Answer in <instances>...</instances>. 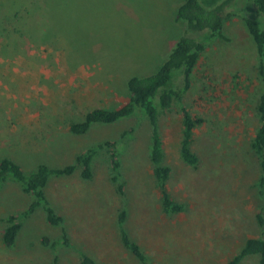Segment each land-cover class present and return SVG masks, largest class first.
I'll return each instance as SVG.
<instances>
[{
	"label": "rangeland",
	"instance_id": "rangeland-1",
	"mask_svg": "<svg viewBox=\"0 0 264 264\" xmlns=\"http://www.w3.org/2000/svg\"><path fill=\"white\" fill-rule=\"evenodd\" d=\"M184 0H0V160L31 174L44 164L63 169L77 155L118 141L125 195L112 180L107 150L94 158V176L78 170L52 177L46 194L65 219L73 248L45 246L62 237L42 207L23 221L14 248L2 243L4 220L33 201L18 183L0 189V264H80L85 253L99 264H140L121 243L118 215L153 264H224L251 238L264 239V191L259 158L250 148L256 106L264 92L255 44L243 16L258 18L247 0L226 22L228 42L210 46L195 70L184 105L204 122L195 130L197 168L180 157L182 112L162 111L159 130L168 189L185 211L165 215L149 160L151 130L138 113L112 125L95 124L74 135L70 124L95 109L116 110L129 102L130 76L161 66L185 35L176 21ZM212 2L214 0H208ZM175 86L182 76L174 72ZM136 124L139 127L135 126ZM135 127L132 135L120 139ZM241 264H258L257 257Z\"/></svg>",
	"mask_w": 264,
	"mask_h": 264
},
{
	"label": "trees",
	"instance_id": "trees-1",
	"mask_svg": "<svg viewBox=\"0 0 264 264\" xmlns=\"http://www.w3.org/2000/svg\"><path fill=\"white\" fill-rule=\"evenodd\" d=\"M249 7L258 18L244 15L246 30L255 44L257 56V73L264 84V0H247ZM241 0H184L177 8L176 21L183 24L185 35L181 37L172 50L165 56L159 69L150 75L130 76L126 83L129 102L116 110L95 109L88 112L82 122L71 123L70 132L74 135H86L95 124L112 125L121 120H130L140 113L147 121L150 130L149 160L153 167V177L161 197V209L165 215H179L185 211L182 203L173 200L168 189V182L172 175V168L165 164L163 141L159 130V117L162 111L178 107L182 112L181 121V160L192 168L200 163L199 156L193 151L192 144L195 130L204 120L193 115L184 105L186 94L191 88L195 70L201 57L214 43L228 42L226 22L235 16L234 9ZM179 71L182 76V86H175L174 72ZM257 128L251 139L250 148L259 158L262 175L259 187L264 191V92L260 95L256 106ZM135 126L139 127L138 124ZM135 127L126 131L120 139L132 135ZM118 141H107L76 156L74 164L63 169H53L47 165H40L35 172L26 174L22 167L11 159L0 160V189L9 182L20 185L23 193L31 195L33 201L29 207L18 215H8L2 233V243L12 249L23 228V221L31 216L37 208L42 207L47 222L54 227H60L62 237L50 243L44 238L45 246L57 248L65 246L73 248L69 242L65 229V219L60 216L46 194V188L52 177H69L78 170L85 181H91L94 176V158L101 150H107L111 160L112 180L118 184L117 192L125 195L122 182L120 152ZM259 221L264 224L259 217ZM127 212L122 210L118 215V229L120 240L124 248L140 264H153L141 245L135 241L126 228ZM80 264H99L85 253H80ZM257 257L258 264H264V239L251 238L246 240L238 253L224 264H241L245 259ZM53 264H59L57 258Z\"/></svg>",
	"mask_w": 264,
	"mask_h": 264
}]
</instances>
